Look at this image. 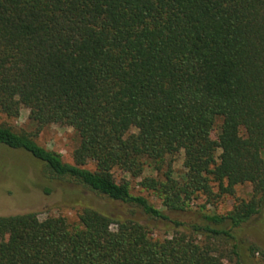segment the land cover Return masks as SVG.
I'll use <instances>...</instances> for the list:
<instances>
[{
    "label": "trees",
    "instance_id": "16d2710c",
    "mask_svg": "<svg viewBox=\"0 0 264 264\" xmlns=\"http://www.w3.org/2000/svg\"><path fill=\"white\" fill-rule=\"evenodd\" d=\"M21 108L33 131L0 123V147L149 218L238 185L252 194L223 215L175 221L184 230L161 241L91 207L74 228L62 217L0 216V264H250L256 254L264 264L240 235L264 209V0H0V118ZM53 124L76 133L73 164L36 143ZM179 153L180 179L168 169L139 183L164 210L113 178L159 171Z\"/></svg>",
    "mask_w": 264,
    "mask_h": 264
},
{
    "label": "rangeland",
    "instance_id": "374dc122",
    "mask_svg": "<svg viewBox=\"0 0 264 264\" xmlns=\"http://www.w3.org/2000/svg\"><path fill=\"white\" fill-rule=\"evenodd\" d=\"M0 123H6L15 131H33L28 121V110L25 108H21L17 119L8 120L2 116ZM216 137L217 128L211 134L213 140ZM35 141L40 147L61 155L64 163L73 164L72 153L78 145V137L72 128L48 125L41 130ZM86 168L94 170L95 167L89 163ZM168 169L176 179L181 178L185 173L182 153L168 159L159 171L146 167L139 178H132L119 169H114L112 174L117 183L129 184L133 196H141L156 209L164 210L161 199L152 191L142 188L139 183L144 178L163 179V174ZM213 191L217 192V189L214 188ZM251 194V185L244 184L235 187L233 196L222 195L210 203L205 196L198 195L186 205L184 212L169 215V220H158L143 215L135 207L112 201L72 181L50 180L42 172L40 165L32 159L0 147V216L37 213L41 219L62 217L74 228L78 226L81 210L91 207L121 219L138 220L148 227L153 239L161 241L171 237L175 231L184 230L183 227H176L175 221L188 225L198 221L200 212L223 215L232 209L237 199L249 200ZM240 235L264 252V209L259 216L242 227ZM259 257L256 254L250 264H263Z\"/></svg>",
    "mask_w": 264,
    "mask_h": 264
}]
</instances>
